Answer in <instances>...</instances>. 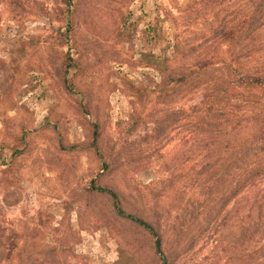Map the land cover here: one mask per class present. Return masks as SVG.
<instances>
[{"label": "rangeland", "instance_id": "obj_1", "mask_svg": "<svg viewBox=\"0 0 264 264\" xmlns=\"http://www.w3.org/2000/svg\"><path fill=\"white\" fill-rule=\"evenodd\" d=\"M244 1L0 0V264H155L103 189L168 264H264V178L237 169L264 102L213 120Z\"/></svg>", "mask_w": 264, "mask_h": 264}, {"label": "trees", "instance_id": "obj_2", "mask_svg": "<svg viewBox=\"0 0 264 264\" xmlns=\"http://www.w3.org/2000/svg\"><path fill=\"white\" fill-rule=\"evenodd\" d=\"M231 16L236 19L235 22L222 26L217 32L225 43L228 53L227 58L222 60L223 68L226 76L232 78L226 79V81L222 80L224 86L220 88V92L223 98L236 100L230 104L226 100L219 99L222 106L215 109L218 111L213 120L223 122L225 132L227 124L235 129L234 126L240 125L246 119L245 103L251 102L261 106V103L264 102V54H262L260 46V37H263L260 26L264 22V0H245L233 14L228 15V17ZM68 29L69 26L66 25L65 37ZM64 84L67 85L65 80ZM215 101L218 103L217 100ZM255 116L256 118L259 116L260 122L253 135L249 137V143H246L250 148V154L247 158L243 157L237 167L242 187H245L246 183L249 187L250 185L256 187L262 183L263 179L261 178H264V110L257 109ZM251 165H255L257 168L251 170ZM97 189L102 190L100 187ZM103 191H106L112 198V209L115 214L135 223L154 239L153 247L157 254L155 264H168L167 258L161 250V238L156 224L137 215L124 212L118 204L116 193L106 189ZM261 198L264 199V195Z\"/></svg>", "mask_w": 264, "mask_h": 264}]
</instances>
